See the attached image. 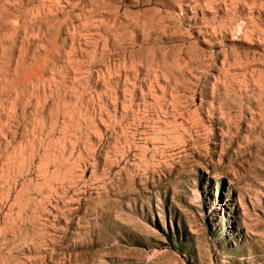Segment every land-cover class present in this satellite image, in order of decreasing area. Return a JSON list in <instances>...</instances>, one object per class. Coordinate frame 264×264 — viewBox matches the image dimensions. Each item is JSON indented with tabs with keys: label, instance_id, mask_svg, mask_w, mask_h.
<instances>
[{
	"label": "rangeland",
	"instance_id": "obj_1",
	"mask_svg": "<svg viewBox=\"0 0 264 264\" xmlns=\"http://www.w3.org/2000/svg\"><path fill=\"white\" fill-rule=\"evenodd\" d=\"M0 264H264V0H0Z\"/></svg>",
	"mask_w": 264,
	"mask_h": 264
}]
</instances>
